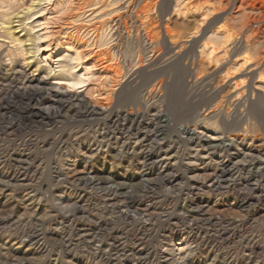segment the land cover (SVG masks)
Segmentation results:
<instances>
[{"label":"rangeland","instance_id":"374dc122","mask_svg":"<svg viewBox=\"0 0 264 264\" xmlns=\"http://www.w3.org/2000/svg\"><path fill=\"white\" fill-rule=\"evenodd\" d=\"M0 264H264V0H0Z\"/></svg>","mask_w":264,"mask_h":264},{"label":"bare ground","instance_id":"6f19581e","mask_svg":"<svg viewBox=\"0 0 264 264\" xmlns=\"http://www.w3.org/2000/svg\"><path fill=\"white\" fill-rule=\"evenodd\" d=\"M83 82L81 81V79L76 78L73 80V82L70 84V87L72 88H76L77 86H79L80 84H82ZM179 88V87H178ZM173 102L175 103L176 106H182L183 107V102H184V95L181 89H176L175 92H173ZM99 180L103 183H106L108 181V179L106 178H99Z\"/></svg>","mask_w":264,"mask_h":264}]
</instances>
